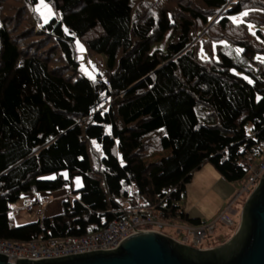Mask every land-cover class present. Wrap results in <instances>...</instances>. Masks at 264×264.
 Here are the masks:
<instances>
[{"label":"trees","instance_id":"obj_1","mask_svg":"<svg viewBox=\"0 0 264 264\" xmlns=\"http://www.w3.org/2000/svg\"><path fill=\"white\" fill-rule=\"evenodd\" d=\"M36 1L0 0V239L81 236L135 206L201 226L178 203L192 172L243 182L264 156V0H44L45 21ZM74 38L101 72L79 71ZM74 176L60 212L14 223L23 193Z\"/></svg>","mask_w":264,"mask_h":264},{"label":"water","instance_id":"obj_2","mask_svg":"<svg viewBox=\"0 0 264 264\" xmlns=\"http://www.w3.org/2000/svg\"><path fill=\"white\" fill-rule=\"evenodd\" d=\"M0 264H264V171L241 204L236 228L223 242L199 248L161 232L139 231L114 247Z\"/></svg>","mask_w":264,"mask_h":264},{"label":"rangeland","instance_id":"obj_3","mask_svg":"<svg viewBox=\"0 0 264 264\" xmlns=\"http://www.w3.org/2000/svg\"><path fill=\"white\" fill-rule=\"evenodd\" d=\"M35 8L39 12L42 21L47 20L53 13L50 4L44 0H37ZM260 28L264 31V24L260 25ZM73 45L81 73L93 77L97 72H101L104 59L102 53L89 52L85 43L78 38H74ZM236 49L238 50V48ZM170 154L171 151L169 149H164L151 153L145 158V161L151 162ZM263 159L264 156H259L254 158L252 162L257 164ZM70 182L72 188H77L81 179L79 176H74ZM241 183L224 181L210 164L203 163L200 168L192 172L190 180L185 185L184 194L178 201L189 216L199 217L203 222L197 228V230L203 231L202 239L199 242H194L192 235L187 229L188 226L176 221H169L170 225L161 227L159 231L178 241L199 248L214 246L223 242L236 228L241 204L248 195V193L242 192L237 196ZM27 193L33 194L35 192H25L19 199L10 204V213L15 224L26 223L34 219L33 213L35 210L32 209L28 212L23 208L28 201V197L25 195ZM68 198L71 199V197ZM60 202V198L56 200L50 198L43 203L39 200L35 203H41V206L37 209L41 210L40 215L45 216L60 212ZM30 206L28 205L27 207Z\"/></svg>","mask_w":264,"mask_h":264},{"label":"built area","instance_id":"obj_4","mask_svg":"<svg viewBox=\"0 0 264 264\" xmlns=\"http://www.w3.org/2000/svg\"><path fill=\"white\" fill-rule=\"evenodd\" d=\"M247 176L241 183L237 196L242 192L249 193L260 174L264 171V159L257 164L248 163ZM125 212L108 221L100 230L81 236L35 238L27 241H12L0 239V253H5L9 262H14L15 257H49L64 255L94 249H109L130 234L139 231L160 232L163 226H169V221L159 219L158 211L153 207L135 206L124 209ZM188 226L194 242H199L203 231Z\"/></svg>","mask_w":264,"mask_h":264},{"label":"crops","instance_id":"obj_5","mask_svg":"<svg viewBox=\"0 0 264 264\" xmlns=\"http://www.w3.org/2000/svg\"><path fill=\"white\" fill-rule=\"evenodd\" d=\"M70 184H71V182H70ZM70 184L68 186H65L64 188L56 190V191H39V192H35L33 194H31V193L25 194L28 197V201L26 202V204H25V206L23 208L26 209L28 212H30L32 209H34L35 210L34 213H33L34 219L36 217L44 216V215H40L41 214V210L37 209L39 206H41V203H43L45 200H49L50 198H52L53 200H56V199L60 198L61 202H62L66 198L72 197L73 196L72 195V191L77 189L78 187L77 188H72L70 186ZM34 200H36V201H34ZM37 200L41 201V203L40 204L35 203V202H37ZM28 205H31V206L27 207ZM23 223H25V222L18 223L17 225H20V224H23Z\"/></svg>","mask_w":264,"mask_h":264}]
</instances>
